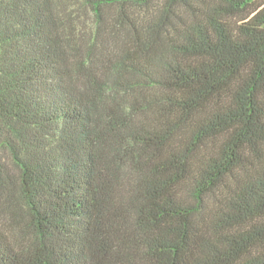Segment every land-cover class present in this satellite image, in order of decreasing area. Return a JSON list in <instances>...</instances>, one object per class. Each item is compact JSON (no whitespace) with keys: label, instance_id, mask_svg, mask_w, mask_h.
<instances>
[{"label":"trees","instance_id":"trees-1","mask_svg":"<svg viewBox=\"0 0 264 264\" xmlns=\"http://www.w3.org/2000/svg\"><path fill=\"white\" fill-rule=\"evenodd\" d=\"M0 264H264V0H0Z\"/></svg>","mask_w":264,"mask_h":264}]
</instances>
